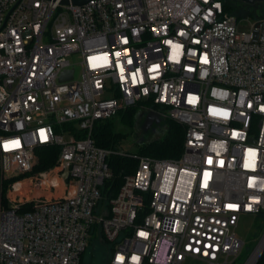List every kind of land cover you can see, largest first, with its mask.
Instances as JSON below:
<instances>
[{
  "label": "built area",
  "instance_id": "2783aa9c",
  "mask_svg": "<svg viewBox=\"0 0 264 264\" xmlns=\"http://www.w3.org/2000/svg\"><path fill=\"white\" fill-rule=\"evenodd\" d=\"M238 24L223 0H0V264H83L90 241L107 264L240 254L241 216L264 213V18ZM132 106L184 149L139 156L111 196L108 158L131 152L93 131ZM43 146L57 161L34 171Z\"/></svg>",
  "mask_w": 264,
  "mask_h": 264
},
{
  "label": "trees",
  "instance_id": "16d2710c",
  "mask_svg": "<svg viewBox=\"0 0 264 264\" xmlns=\"http://www.w3.org/2000/svg\"><path fill=\"white\" fill-rule=\"evenodd\" d=\"M223 0L225 10L233 14V7L229 4H247L239 0ZM235 2V3H233ZM264 4V3H254ZM235 15V14H234ZM237 16V15H236ZM248 17H254L252 13ZM238 18L240 16H237ZM264 18V17H262ZM259 18V19H262ZM258 20V19H257ZM120 125L122 129H117V124L112 118L99 121L93 131V139L99 147L117 150L121 142L131 134H137L141 131L140 124L143 117L140 116V109L132 106L119 112ZM159 136L152 139L142 140L138 143L137 151L124 155L113 153L108 158L113 177L109 182L111 196H115L123 184V178L126 174L133 173L138 167L139 156H153L157 158H179L184 149L185 127L170 117H163L160 124ZM60 149L58 147H39L36 150L38 160L34 171L48 169L55 165ZM256 264H264V252Z\"/></svg>",
  "mask_w": 264,
  "mask_h": 264
},
{
  "label": "rangeland",
  "instance_id": "374dc122",
  "mask_svg": "<svg viewBox=\"0 0 264 264\" xmlns=\"http://www.w3.org/2000/svg\"><path fill=\"white\" fill-rule=\"evenodd\" d=\"M230 3L231 0H228ZM235 3V2H233ZM233 7V14L240 16L238 24V32L240 34H251L253 32V26L257 19L264 17V4H229ZM252 13L254 17H248L247 14ZM79 57H74V62H78ZM80 74V67L76 66V76ZM140 109V116L143 117L145 114L144 108L142 106H137ZM117 124V129L121 130L122 125H120V114L119 112L112 118ZM159 128L156 132H141L137 134H131L127 139L121 142L118 146V151H137L139 140L148 141L154 136H159ZM28 175H23L16 178L22 179L26 178ZM64 176L67 177V172H64ZM236 234L244 242V246L238 256H230L227 260L228 264H247L251 256L258 249L261 243L264 241V213L262 214H246L242 215L238 225L235 228ZM90 247L86 251L83 257V264H107V250L100 246L101 244L97 241H90ZM163 253V250H162ZM165 252L162 258H164ZM225 258L222 259V263H225ZM182 264H206L194 259H186Z\"/></svg>",
  "mask_w": 264,
  "mask_h": 264
},
{
  "label": "water",
  "instance_id": "95a60500",
  "mask_svg": "<svg viewBox=\"0 0 264 264\" xmlns=\"http://www.w3.org/2000/svg\"><path fill=\"white\" fill-rule=\"evenodd\" d=\"M241 2L247 3V4H254V3H264V0H239ZM73 75V71H66L63 73L62 75V80L65 79H71ZM163 122V116L155 111H149L148 114L146 115V118L143 121V124L141 126V129L144 133H146L149 128L152 126L153 123L155 124H161ZM142 140H139L138 143H141ZM264 252V247L262 248V250L260 251L259 255L257 256V258L254 260L253 264H256L259 260V258L261 257V255Z\"/></svg>",
  "mask_w": 264,
  "mask_h": 264
},
{
  "label": "bare ground",
  "instance_id": "6f19581e",
  "mask_svg": "<svg viewBox=\"0 0 264 264\" xmlns=\"http://www.w3.org/2000/svg\"><path fill=\"white\" fill-rule=\"evenodd\" d=\"M8 199L11 203L29 201L28 199H30V193L24 192V191L22 193H20L19 191L11 192L8 196ZM263 247H264V241L261 243L258 249L251 256L247 264H253L254 260L257 258V256L259 255Z\"/></svg>",
  "mask_w": 264,
  "mask_h": 264
},
{
  "label": "flooded vegetation",
  "instance_id": "af4514ba",
  "mask_svg": "<svg viewBox=\"0 0 264 264\" xmlns=\"http://www.w3.org/2000/svg\"><path fill=\"white\" fill-rule=\"evenodd\" d=\"M148 113L147 112H145V114H144V116H143V118H142V120H141V124H140V128H141V126H142V124H143V121H144V119L146 118V115H147ZM160 127V124H155V123H153L152 124V126L149 128V130L147 131V132H156V130L158 129ZM141 132H143L142 131V129H141ZM146 132V133H147Z\"/></svg>",
  "mask_w": 264,
  "mask_h": 264
}]
</instances>
